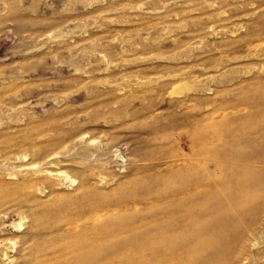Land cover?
<instances>
[{
  "label": "rangeland",
  "instance_id": "rangeland-1",
  "mask_svg": "<svg viewBox=\"0 0 264 264\" xmlns=\"http://www.w3.org/2000/svg\"><path fill=\"white\" fill-rule=\"evenodd\" d=\"M263 111L264 0H0V264H264Z\"/></svg>",
  "mask_w": 264,
  "mask_h": 264
},
{
  "label": "bare ground",
  "instance_id": "bare-ground-1",
  "mask_svg": "<svg viewBox=\"0 0 264 264\" xmlns=\"http://www.w3.org/2000/svg\"><path fill=\"white\" fill-rule=\"evenodd\" d=\"M254 111V110H253ZM264 112V111H263ZM254 113V112H253ZM255 114V113H254ZM264 115V114H263ZM62 172V174H65V176H64V178L66 177L67 179H69L70 181H71V183H75L76 182V179L74 178L73 179V177H71V176H69L68 174H66V172H64V171H58V173L60 174ZM63 178V179H64ZM85 187V186H84ZM88 187V186H87ZM86 187V188H87ZM81 210V209H80ZM102 211H103V209H102V206L101 205H96L95 207H94V209H92L91 211H90V213L89 214H87V215H80V216H77V217H75L74 218V221L76 222V223H82V222H87V221H94V220H96L97 219V217L100 215V214H102ZM82 214V213H81ZM84 214V213H83ZM86 214V213H85ZM55 215V214H54ZM96 222V221H95ZM88 223V222H87ZM86 223V224H87ZM91 225V224H90ZM16 228H18V227H22V224L21 223H19V224H16ZM43 244V243H42ZM78 244V243H77ZM51 246V245H50Z\"/></svg>",
  "mask_w": 264,
  "mask_h": 264
}]
</instances>
